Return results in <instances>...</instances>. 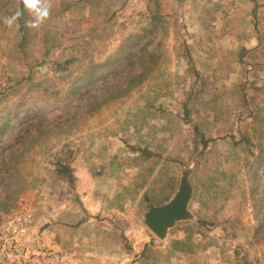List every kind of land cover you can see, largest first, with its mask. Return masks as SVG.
<instances>
[{
	"label": "rangeland",
	"instance_id": "obj_1",
	"mask_svg": "<svg viewBox=\"0 0 264 264\" xmlns=\"http://www.w3.org/2000/svg\"><path fill=\"white\" fill-rule=\"evenodd\" d=\"M13 1L0 0V216L27 202L59 247L94 232L110 234L117 244L111 264H236L237 251L264 264V234L256 233L264 194L259 189L257 199L250 197L252 158L230 139L259 128L240 106V93L264 92V61L246 68L238 55L258 45L264 0H255L261 5L256 16L248 0H159L163 28L147 46L154 60L145 76L138 79L143 67L133 64L76 99L67 98L62 76L104 61L141 34L153 0H66L74 5L63 14L61 0H54L49 20L31 29L24 52L17 47L19 27L4 22ZM72 57L67 72H58L54 63L65 67ZM192 67L199 73L194 84ZM202 82L194 105L200 119L196 113L185 118L186 96ZM55 91L59 95L49 94ZM194 125L214 139L201 158ZM131 147L160 158L143 160ZM67 156L72 185L55 172V162ZM192 161L199 192L192 210L207 219L216 210L217 225L192 231L178 224L158 242L144 214L149 204L172 196L181 168Z\"/></svg>",
	"mask_w": 264,
	"mask_h": 264
},
{
	"label": "trees",
	"instance_id": "obj_2",
	"mask_svg": "<svg viewBox=\"0 0 264 264\" xmlns=\"http://www.w3.org/2000/svg\"><path fill=\"white\" fill-rule=\"evenodd\" d=\"M248 1L253 4L252 14L253 16H256V9L261 7V5H259L255 0ZM73 5L74 3L72 2L69 3L66 0H61L60 6L62 7V9L60 13L63 14L66 11L71 10L73 8ZM9 8L12 9V13H14V11L16 10L14 1L11 3V6ZM147 17L149 20L146 25V28L143 29L142 33L129 36V39L123 42L118 47L116 53L109 56L102 62L92 63L90 67L80 70L79 73L75 76L71 75V77H69L70 73L66 74L65 76H62V78L64 80H67L69 84L68 88L66 89L67 98L72 97L76 99L78 96H81L84 93L85 89L93 87L99 79H106L109 77L118 78L121 73L124 72V70H126L128 67H132L133 64H137L143 67L142 72L138 74V79H141L145 76L144 74L147 70V66L149 64H152L154 60V55L152 52H149L147 50V46L149 42L152 41L154 35L163 28L164 18L161 15L159 0H153V9ZM27 19H29V17L25 15L21 17V19L18 21L19 36L17 38V47L22 52L25 51L24 47H26L27 40L30 37L32 31L31 29L25 27V22ZM263 37L264 32L256 36L258 40V45L255 48L251 50H246L244 47H242L240 49L238 60L241 65L245 66L246 68H253L258 64V61H264ZM145 38L148 39L147 43H144ZM189 53V50L186 49L185 56L191 62V57ZM244 58H247L249 63H246V61H244ZM74 60H76V58L73 57L71 59L66 60L65 67H62L60 63L54 64L58 72L64 73L65 71L67 72L68 65L74 63ZM121 60L125 61L126 66L121 64L119 65V61ZM104 69L105 71H102ZM190 71L192 74L191 76L194 79V84V82H196V80L199 78V73L194 67H192ZM205 85L206 84L202 82L199 86L195 88V90H191L187 94L186 99L183 103L185 118H188L191 113H196L198 115V119H200L199 111L194 105H196L200 100V94ZM57 92L55 91L49 94H51L52 96L59 95ZM240 98V106L248 112L247 116L249 118L257 120V122L259 123V128L258 131L254 133V135L250 136L247 133H240L238 140H234L233 137H230V139L232 140V144L234 147L239 148L242 153H245L246 157L252 158V162L250 163V165L248 162L249 168L247 170V175L249 179L253 182H256V184L253 188H251L249 195L252 199H257L256 195L258 194L259 189V194H264V92L260 94L257 93L256 95H248L247 93H244L242 91L240 93ZM194 130L196 134L200 137L197 149H195V153L198 154V158H201L206 155V153L203 152L209 150V146L214 144V139L211 137H207V135L203 131V128L199 125H194ZM24 137L25 136H21L20 138L16 137V142L22 143L24 141ZM131 150L134 153H139V156L143 160L160 158V155L148 150L147 148L131 147ZM70 158V156H67L64 159H58L55 162V172L59 177L64 178L68 184L72 185L74 180L71 170ZM260 179H262V184L257 183ZM194 187L195 193L193 202H197L199 192L198 188L196 186ZM143 199L148 203L152 201L149 197H147L146 194L144 195ZM215 212L216 210L209 217L210 219L201 218V216L196 213L197 220L195 222L184 223L180 225V227H178V230L191 229L192 231H201L213 229L217 225L215 221V219L217 218ZM258 217L260 218V224L256 229V233L262 232L264 234V201L262 202L260 208H258ZM239 255L240 253L238 251L235 252V257L237 259L236 264H252L247 259L246 253H244L242 256Z\"/></svg>",
	"mask_w": 264,
	"mask_h": 264
},
{
	"label": "built area",
	"instance_id": "obj_3",
	"mask_svg": "<svg viewBox=\"0 0 264 264\" xmlns=\"http://www.w3.org/2000/svg\"><path fill=\"white\" fill-rule=\"evenodd\" d=\"M34 209L21 201L0 216V264H81L74 250L77 243L71 250L59 247Z\"/></svg>",
	"mask_w": 264,
	"mask_h": 264
},
{
	"label": "water",
	"instance_id": "obj_4",
	"mask_svg": "<svg viewBox=\"0 0 264 264\" xmlns=\"http://www.w3.org/2000/svg\"><path fill=\"white\" fill-rule=\"evenodd\" d=\"M194 170L193 161L187 167H182L178 186L172 196L162 205H148L143 223L158 242L165 241L178 224L196 221L192 210L195 193L192 183Z\"/></svg>",
	"mask_w": 264,
	"mask_h": 264
},
{
	"label": "crops",
	"instance_id": "obj_5",
	"mask_svg": "<svg viewBox=\"0 0 264 264\" xmlns=\"http://www.w3.org/2000/svg\"><path fill=\"white\" fill-rule=\"evenodd\" d=\"M86 236L91 237L88 238L83 236L78 239H69L64 244L65 246H62V248L71 250L73 249V244L77 243V247H75L74 250L81 264L113 263V252L117 244L113 238H110L111 235L102 234L98 231ZM107 246L109 247L105 249Z\"/></svg>",
	"mask_w": 264,
	"mask_h": 264
},
{
	"label": "clouds",
	"instance_id": "obj_6",
	"mask_svg": "<svg viewBox=\"0 0 264 264\" xmlns=\"http://www.w3.org/2000/svg\"><path fill=\"white\" fill-rule=\"evenodd\" d=\"M16 10L11 15L4 18L8 27H19L18 21L27 15L29 19L25 22V27L29 29L41 28L50 18L54 7V0H14Z\"/></svg>",
	"mask_w": 264,
	"mask_h": 264
}]
</instances>
